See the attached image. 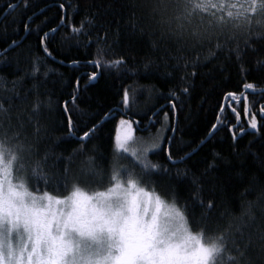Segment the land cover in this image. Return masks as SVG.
<instances>
[{
	"label": "trees",
	"instance_id": "1",
	"mask_svg": "<svg viewBox=\"0 0 264 264\" xmlns=\"http://www.w3.org/2000/svg\"><path fill=\"white\" fill-rule=\"evenodd\" d=\"M139 2L0 0V52L17 42L0 55V77L7 88L17 82L14 91L0 89V96L13 97V123L21 118V139L31 145L22 174L33 191L55 192L59 182V194H66L65 179L69 187L73 182L88 190L106 187L115 165L122 175L133 171L142 187L165 201L175 196L181 207L187 204L188 216L196 218L193 231L231 225L230 231L242 226L247 235L251 228L264 226V202L253 209L254 222L247 216L241 219L242 209L264 188V116L259 111L264 106V21L257 24L253 19L249 25L225 13L223 23L213 21L209 28L210 40L162 41L148 30L138 10L133 18V6ZM10 3L15 7L8 8ZM86 16L94 17L86 29L89 35L74 34L72 26H79ZM207 22L205 16V27ZM218 42L222 47L217 48ZM34 58L39 62L36 72ZM121 58L119 67L108 63ZM93 73H99L97 78ZM249 82L254 89L243 87ZM37 97L42 104L33 114ZM252 115L259 130L248 126ZM122 117L143 136L165 126L160 150L146 157L159 168L145 174L137 160L117 150ZM85 132L89 136L82 139ZM37 163L47 188L45 179L32 173ZM194 178L203 187L204 200L211 198L216 204L202 223L201 209L192 199ZM255 258L256 264H264V259Z\"/></svg>",
	"mask_w": 264,
	"mask_h": 264
},
{
	"label": "snow or ice",
	"instance_id": "2",
	"mask_svg": "<svg viewBox=\"0 0 264 264\" xmlns=\"http://www.w3.org/2000/svg\"><path fill=\"white\" fill-rule=\"evenodd\" d=\"M14 7L11 3L8 5V8ZM60 7L63 9L65 5L61 3ZM133 9V18L138 10L148 30L162 41L175 39L184 44L210 40L209 28L213 21L223 23L225 13L228 18L249 25L253 19L257 24L264 21V0H140ZM205 16L208 17L207 27L204 26ZM93 20L94 17L86 16L79 26H72L73 33L89 35L86 29ZM197 20L199 24L195 23ZM47 36L45 33L44 37ZM16 46L17 42L12 41L0 55ZM220 47L218 42L217 48ZM44 51L48 52L47 46ZM236 53L239 56L238 48ZM108 63L119 67L123 58ZM38 70L39 62L34 58L32 71ZM95 76L93 73L92 78ZM11 83L12 88H7V81L0 77V89L14 91L17 82ZM243 87L251 90L255 85L249 82ZM228 96L237 103L241 100L235 93ZM123 99L127 104V91ZM243 101L244 113L248 115L247 96ZM13 103L12 96H0V264H256L255 257L264 259V226L251 228L247 235L242 226L230 231L231 225L218 230L201 226L193 231L192 223L196 218L188 216L187 204L181 207L175 196L171 202L165 201L159 194L142 187L133 171L125 170L126 175H122L115 165L106 187L88 190L78 182L69 187L65 179L66 194H59V182L55 192L31 190L22 174L31 145L21 139V118L17 116V123H13ZM41 104L37 97L32 104L33 114L39 113ZM231 111L239 116L236 108ZM259 111L264 116V106ZM121 124L128 122L122 120ZM248 126L259 130L255 115L251 116ZM215 127L213 125V129ZM35 131H40L39 122ZM240 132L244 129L240 128ZM88 136L85 132L82 139ZM130 138L129 125L124 136L117 137V150L127 152L126 141ZM150 147L157 145L152 143ZM147 151L145 148L144 152ZM137 163L145 174L159 168L146 156L143 160L138 158ZM32 173L41 176L38 163ZM41 178L45 179L47 188V179ZM192 199L201 209L198 223L207 221L216 204L211 198L204 200L203 187L196 178ZM260 202H264V188L257 192L256 201L248 202L242 209L241 219L247 216L254 222L253 209Z\"/></svg>",
	"mask_w": 264,
	"mask_h": 264
},
{
	"label": "rangeland",
	"instance_id": "3",
	"mask_svg": "<svg viewBox=\"0 0 264 264\" xmlns=\"http://www.w3.org/2000/svg\"><path fill=\"white\" fill-rule=\"evenodd\" d=\"M122 120L128 122V124L122 125L121 124ZM129 125L131 128V138L126 141V146H127L128 151L127 152H125L123 150H118V151L124 152V153L130 155L135 160H137L138 158H139V160H143L145 158V156L147 157L148 153L160 150V148L163 144V140H164V136H165V132H166L165 126L160 127L157 131H155L154 133H152L150 135L143 136V135L136 133L134 131L131 120H129L128 118L122 117L118 122L117 137L118 136L123 137L124 134L128 131ZM152 143H155L157 145V147L151 148L150 145ZM116 144H117V139H116ZM145 148H148L147 153L144 152Z\"/></svg>",
	"mask_w": 264,
	"mask_h": 264
},
{
	"label": "water",
	"instance_id": "4",
	"mask_svg": "<svg viewBox=\"0 0 264 264\" xmlns=\"http://www.w3.org/2000/svg\"><path fill=\"white\" fill-rule=\"evenodd\" d=\"M98 75H99V73L96 74L95 78H97ZM95 78H94V79H95ZM173 163H175V162H173Z\"/></svg>",
	"mask_w": 264,
	"mask_h": 264
}]
</instances>
